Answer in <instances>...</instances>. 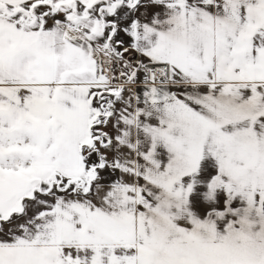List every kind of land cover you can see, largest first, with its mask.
Masks as SVG:
<instances>
[{"label":"snow or ice","instance_id":"6c2138e0","mask_svg":"<svg viewBox=\"0 0 264 264\" xmlns=\"http://www.w3.org/2000/svg\"><path fill=\"white\" fill-rule=\"evenodd\" d=\"M0 264H264V0H0Z\"/></svg>","mask_w":264,"mask_h":264}]
</instances>
